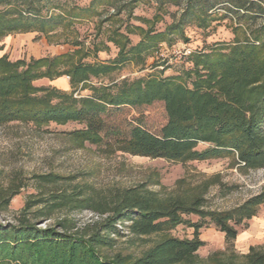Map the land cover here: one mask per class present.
Segmentation results:
<instances>
[{"label":"trees","instance_id":"trees-1","mask_svg":"<svg viewBox=\"0 0 264 264\" xmlns=\"http://www.w3.org/2000/svg\"><path fill=\"white\" fill-rule=\"evenodd\" d=\"M158 10L151 19L135 17L146 25H114L108 40L117 48L111 61L86 62L89 55L79 39L77 24L119 17L140 4ZM172 19L162 31L160 10ZM256 9V10H255ZM167 12V11H165ZM264 6L257 0H0V41L13 33L35 32L50 44H70L72 51L29 60L11 61L0 55V126L12 121L34 124L76 122L77 140L116 148L125 153L166 160H206L236 156L246 168L264 167ZM241 19L242 40L213 44L208 50L190 52V86L169 77L147 76L107 84L92 79L107 76L125 62L143 63L144 56L167 35H179L191 25L205 26L215 19ZM140 39L130 43L129 33ZM1 50V45H0ZM97 45L92 46L95 54ZM67 76L70 91L52 85L37 86L35 80ZM88 89L90 94L81 91ZM161 103L164 122L152 128L144 119L146 108ZM126 110L135 114L124 116ZM202 144L204 148L198 149ZM42 183V182H40ZM21 186L0 191V202L8 203ZM130 190L122 196L111 216L86 234L68 233L62 223L38 227L26 216L17 224L0 223V264H181L193 263L203 245L198 230L213 223L234 240L240 225L256 215L264 203V191L249 197L230 211L202 212L199 200L187 205L180 200L161 201L152 192ZM51 200L58 196L50 197ZM37 203L46 200H37ZM183 214H197L199 222ZM47 217V213L45 215ZM118 224L126 230L118 229ZM186 224L191 239L167 237L147 252L125 262L121 255L100 253L119 237L131 242L143 236ZM113 235V236H112ZM116 237V238H113ZM244 264H264V245L251 246Z\"/></svg>","mask_w":264,"mask_h":264},{"label":"rangeland","instance_id":"rangeland-1","mask_svg":"<svg viewBox=\"0 0 264 264\" xmlns=\"http://www.w3.org/2000/svg\"><path fill=\"white\" fill-rule=\"evenodd\" d=\"M89 1L79 0V3L86 5ZM257 1L264 6V0ZM174 11L176 9L172 7L160 10L163 17L155 24V30H164L172 20L167 13ZM157 12L150 5L141 3L132 10L131 18L123 12L103 23L99 20L103 21L106 14L98 21L77 24L79 39L89 52L83 60L111 61L117 48L108 40L109 30L114 25L123 27L126 23L146 28L135 17L151 19ZM256 23H264V16L258 17ZM242 24L241 19L220 18L205 26H188L184 29L187 42L178 34L167 35L144 56L143 63L125 62L111 74L92 79V82L107 84L156 76L173 78L190 86L188 72L192 64L189 53L200 49L207 51L213 44L242 40ZM128 36L131 44L140 39L137 31ZM94 44L100 49L96 54L92 51ZM0 45V55L6 54L11 61L58 55L75 48L70 44H50L43 35L35 32L9 34ZM54 80L53 85L49 84L53 80L47 78L35 80L34 84L70 91L67 76ZM81 94L87 95L90 91L85 89ZM162 112L161 103H154L146 108L144 119L152 128H158L164 122ZM134 114L126 110L124 116ZM82 126L76 122L34 124L20 121L0 126V191L10 185L21 186L8 203L0 202L1 224H17L18 219L26 216L41 228L62 223L66 232L84 235L112 215L128 189L152 192L163 202L180 200L190 205L199 200L202 204L199 210L206 213L230 211L264 191V167L246 168L234 155L206 160H166L132 155L77 140L72 131ZM202 148L204 145L200 144L198 149ZM52 196H58V199L51 200ZM39 199L46 201L37 203ZM45 213L47 217L43 216ZM182 217L192 222L201 221L197 214H183ZM232 225L238 230L234 240L226 239L213 223L202 226L198 237L203 245L191 264H244L251 246L259 249L264 245V203L258 207L255 216L240 225ZM117 226L126 232L123 226ZM167 237L191 239L193 228L179 224L143 236V241L134 243L129 237H119L111 246L100 247L99 251L109 257L121 255L128 263Z\"/></svg>","mask_w":264,"mask_h":264},{"label":"crops","instance_id":"crops-1","mask_svg":"<svg viewBox=\"0 0 264 264\" xmlns=\"http://www.w3.org/2000/svg\"><path fill=\"white\" fill-rule=\"evenodd\" d=\"M54 83H56V80H53V81H49V84H54ZM64 89V88H63Z\"/></svg>","mask_w":264,"mask_h":264}]
</instances>
